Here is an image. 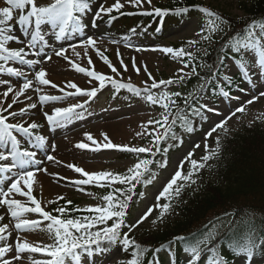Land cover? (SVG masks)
<instances>
[{
    "label": "rangeland",
    "instance_id": "374dc122",
    "mask_svg": "<svg viewBox=\"0 0 264 264\" xmlns=\"http://www.w3.org/2000/svg\"><path fill=\"white\" fill-rule=\"evenodd\" d=\"M115 0H91V10L87 13L85 24L87 25L83 33L77 35H68L66 38L62 39L59 42L54 41V37L49 33L45 32V36L49 42H52V47L45 49L43 44L38 43L40 48V57L38 56H29V59L33 60H43L45 51L47 54L51 55V60L43 63L36 64L33 68H28L26 65H11L14 67H20L26 73V78L33 81V87L26 90L24 95L17 98L14 105V109H8L7 112H4V115H8L9 112L16 111L19 112L20 109L26 108L27 105L35 103L37 105L34 109H28V111L23 115H17L14 119L10 118V122H24L25 126L35 122L39 127L34 130L36 135H42L46 139V143L43 145V150L31 149L27 142L28 138L18 137L22 140V146H26L29 150H36L38 152L37 159L43 161V163L37 165V168L47 169L50 166L51 161L46 159L47 155L53 157H58L62 161L60 169H55L50 167L48 169H54L57 173L56 179L60 182H68L66 185L69 187V192L62 193L56 198L51 200H46L41 193V189L38 184L34 181L33 184V195L41 202V206L45 211L52 213L53 215H58V213L53 210L57 207H62V204L71 201L76 203L79 208H84L87 206H103L104 201L102 199L104 190L109 188L118 187L119 184L108 186H96V185H76L74 183L77 179H82L79 174L68 167V165H74L76 167H81L85 163L92 165H103L104 168L102 171H111L113 173L126 174L127 169L133 166L135 163L140 160H150L155 158L156 149L165 136V129L159 124H151L148 131H143L142 138L134 140L130 147H146L151 148L150 153H130L133 157L127 158L123 151H115L112 154L105 152L93 153L94 156L88 157L84 155L82 157L76 155L72 159L64 158L58 154H54L57 150H68L69 145L74 139V134H79L85 132L87 126L90 123L97 121H109L116 120L127 116L133 115H146L152 117V121L160 120L162 121L163 109L160 106H156L147 102L146 98H133L128 101L117 100L110 102L108 96L112 93L114 86L111 83L106 82L104 88H100L99 82L96 83V86H91L87 81L89 78L84 73L77 72L74 68L68 64V61L65 57L68 50L73 47L80 46L86 43L88 37H93L97 41H102L108 44L109 48H99L98 50L103 56H106L111 63L120 70L119 75H116L111 72L108 76L114 77L118 83H131L139 89H143L145 85L144 81L148 82L150 86L152 81L149 79L148 73H151V76L155 78L156 81L160 80H169L172 79L175 81L172 85H162L160 88L151 89L153 95H160L164 91L168 92H180L183 95L181 97H188L190 94L193 95L200 87V78L192 82L191 78L193 73L189 68V65L185 67V64L188 62L186 58L175 57L172 54H165L160 51L161 48L171 47L174 49H184L185 52L191 53L192 55H205L208 50L214 46L215 40L221 38L219 31L215 35H211L210 39H204V36H210L208 30V23L210 17L208 16H199L198 18L186 21L179 25L178 27H170L167 33L161 40H156L149 34L144 35H135L131 38H123L110 35L104 27L100 25V21L108 15L111 14H133V13H148L153 11V7L163 8L167 6L172 0H152V5L145 4L143 7H133L131 5H125L120 11H113L110 14H100V18L95 20V27H93L94 14L97 9L104 3V7L111 6ZM194 2L200 3L203 6L212 9L216 13L224 14L230 19L241 20L246 15V5H249L250 0H193ZM39 5H47L51 0H36ZM6 6L3 3V0H0V7ZM17 17L19 13L15 14ZM18 27V26H17ZM201 29L203 33L201 34ZM17 34L19 32L17 31ZM112 41H116L113 43ZM194 41L195 43H190ZM130 45V46H127ZM12 47H21L22 45L12 44ZM60 48L66 49L64 56H56L55 52ZM128 48L132 51L124 50ZM117 50L119 51L120 58L123 59L124 63L127 64L128 70L124 71L120 64V59L117 56ZM138 50V51H137ZM141 50V53H138ZM27 51V49H26ZM71 51V50H70ZM137 51V52H136ZM96 53V51H95ZM38 57V58H37ZM71 56H69L70 58ZM98 57L102 60L101 56ZM133 59L137 67L140 68L139 74L133 70ZM103 61V60H102ZM147 67V72L144 71V67ZM43 69L46 71V79L51 81L52 84L57 85V88H52L50 85H39L35 81V72ZM114 74V75H111ZM139 75V76H137ZM183 76L184 79L181 80L180 77ZM225 79H219L221 84L226 83V80L237 78L238 81L234 88H232L227 93L229 95L225 96L222 94L221 97L213 101L209 97L202 98L200 114L198 118H195L192 121L187 123V129L175 136V143L172 144V141L168 142L167 148L169 149L168 153L158 157L156 161L155 170L152 171L151 177L148 178L146 182V188L144 189V194L141 198V202L138 207L132 213L130 223L135 225L136 222L143 216L150 207H153L154 210L146 219L143 220L138 226L132 227L129 231V234L138 235L137 238L140 239L143 243L147 240V237L150 235H156L159 232L163 231L168 224H171L176 219L179 218V214L176 212L175 207L172 203H177L179 199V194L172 192L168 199L161 198L157 201V197L161 193L165 184L173 177L178 167L181 164V161L189 156V153H193L191 160L197 161L200 165H209L210 159L214 156L215 153L219 151V144L225 137H233L234 135L242 132L246 129H260L264 130V100L261 101L255 107H247L249 101L252 97L261 96V93H264V76L256 78L252 77V81L249 83L244 80L240 75L237 74L236 67L233 65V61L229 60L227 63V68L223 73ZM69 79V80H68ZM74 79L81 80L78 82L77 86H80L81 89L85 91H90L93 88L96 89V96L89 98L87 96H78L76 98H71L73 100L83 99L84 102L87 101L88 104L80 111L81 117L72 121L68 126L62 128H52L50 126H45V115L44 113L51 114L54 108L61 107L69 104V99H64V85L70 80ZM0 80H10L13 87V92L9 93L7 98L3 97V92L7 90V84H0V108H7L8 104L12 103L15 92L18 91L15 87L21 86L22 81H17L16 78L9 77L8 75H0ZM82 81H85L82 82ZM82 84V85H81ZM139 84V85H138ZM82 86V87H81ZM39 88L40 91L37 92L36 89ZM63 89V91H61ZM75 92V90H72ZM40 95H52L60 97L58 102H46L43 105L39 101ZM31 97V99H28ZM207 106L205 108L204 106ZM16 107V109H15ZM244 108L243 112L237 111L238 108ZM207 109H215V111H208ZM79 111V110H78ZM235 116V117H234ZM173 114L168 118V125L173 122ZM221 121H225L222 128H216V125L220 124ZM197 123L201 124V127L195 129ZM213 128H216L215 131H211ZM211 132L210 135H207ZM151 133V134H150ZM85 134V133H83ZM159 136L161 139L159 142H155V138ZM174 141V140H173ZM63 142L65 147H58V144ZM178 142V143H177ZM167 143V142H166ZM165 143V144H166ZM68 144V145H67ZM53 145L54 150H53ZM199 145V147H196ZM207 145V149L205 147ZM76 149V148H74ZM79 150L77 149L76 152ZM208 156V160H204L203 157ZM87 157L90 158V161H87ZM157 159V158H156ZM166 159V162L163 161ZM3 163H8L7 161ZM166 166H165V164ZM164 164V165H163ZM66 169L73 175L74 181H71L70 178L66 176L63 172V169ZM157 168V169H156ZM202 167L193 168L190 162H185L183 164L182 174L185 177H188L191 172L192 175L188 179H182L177 182V186L180 189H198L200 185V174ZM159 170V171H158ZM48 172V171H47ZM87 172L94 173L90 170ZM97 172H100L98 170ZM148 172V170H147ZM36 174H43L45 176V171H36ZM47 175V174H46ZM154 179V180H153ZM153 180L152 183L148 184L149 181ZM193 181H195L193 183ZM6 182L4 187H7ZM70 184V185H68ZM23 187V186H22ZM25 191L27 189H24ZM63 197L64 199H59ZM17 200H20L22 203H25L28 206L30 202L27 201L26 197H20L13 194V197ZM49 201H54V203H49ZM159 203L160 205L169 204V208L166 212L163 213L161 217V212L163 211L160 207H155ZM0 214L4 215V219L0 221V225L7 224L8 232L11 233L7 243L13 245V250L9 252L4 259L9 260V264H32L33 260H44L49 259V257L43 256L41 253H23L21 254V259L15 260L12 257L15 256L14 241L18 235L17 230L15 229V220L10 217V214L7 213L6 206L0 205ZM27 219L41 221L39 229L33 231L20 232L19 235L21 239H27L31 244H51L53 241L49 238L48 233L43 230L46 228L47 222H43L42 218L38 214L27 213L25 217ZM229 225V218L225 217L222 220L218 221L212 226V229L209 234H207L203 240L206 238L222 235L225 230H227ZM214 239H211L213 241ZM208 244L201 246V251L206 249ZM211 254L208 251L203 256V262L201 264H210ZM37 255V256H36ZM190 256L188 254L183 255V263L188 264ZM122 260V253L119 249L105 253L104 255H94L91 258L86 257L84 259V264H119ZM0 264H3V261L0 260ZM166 264H175L171 259H169ZM231 264H248L245 261L244 257L240 256L236 260L232 261ZM250 264H264V256L260 258H254Z\"/></svg>",
    "mask_w": 264,
    "mask_h": 264
},
{
    "label": "snow or ice",
    "instance_id": "6c2138e0",
    "mask_svg": "<svg viewBox=\"0 0 264 264\" xmlns=\"http://www.w3.org/2000/svg\"><path fill=\"white\" fill-rule=\"evenodd\" d=\"M106 2V0H104ZM6 5L0 7V75H8L9 77L16 78L17 81H22L19 91L15 92L12 103L8 104L7 108H0V205L6 206L7 213L15 220V229L17 230V237L14 241L15 256L12 259H21L23 253H41L43 256L49 257L44 260H33L32 264H84L86 257L91 258L95 254L104 252L106 249L103 245H112L122 241V250L133 248L131 253L132 259L130 264H138L139 257L145 254V250L139 245H133V242L129 240L127 234H121V228L125 225L124 217L126 216L127 203L131 199V192L134 187V182H140L144 173L148 170L149 161L147 159L140 160L133 166L127 169L126 174L113 173L111 171H100L95 173H89L80 167L74 165H68L76 173H78L82 179L74 181L76 185H96V186H108L112 185H125L126 188H113L107 195L102 197L105 202L103 206H87L84 208L75 207L72 209L65 207H57L53 211L58 215L45 211L41 206V202L33 195V177L36 171H47V169L37 168V165L43 163V161L37 159V149L43 150V145L46 143L45 137L42 135H36V130L39 125L32 122L25 126L24 122H10V118L14 119L17 115L23 116L28 109H34L37 107L35 103L27 105L26 108H22L19 112L12 111L8 115H4L8 109L12 108L16 103L18 97L24 95L26 90L33 87V81L26 78V73L21 70L20 67H14L11 65H26L28 68H33L36 64L47 62L51 60V55L45 51L43 60L29 59V56H39L40 48L38 43L43 44L44 48L52 47V42H49L45 36V32H49L55 42H59L66 38L68 35H77L84 32L87 25L84 24V17L91 10V0H51L47 5H39L36 0H3ZM131 5L133 7L141 8L145 4L152 5V0H115V3L109 7H104L102 2L96 13L94 14L93 27H95V20L100 18V14H110L113 11H120L125 5ZM172 10L161 9L153 7L152 13L160 18L161 24L164 18L171 13ZM205 15L210 17L208 23V30L210 36H204V39H210L211 35H215L217 31H223L220 27L223 18L217 16L210 10H202ZM19 13L18 17L15 15ZM18 26V27H17ZM17 31L19 34H17ZM201 29V34L203 33ZM116 43V41H112ZM96 40L93 37H88L86 44L89 46H95ZM190 43H195L194 41ZM12 44L22 45L21 47H12ZM130 46V45H127ZM224 53L220 57V63L223 64L225 59L233 61V65L236 67L237 74L240 75L247 82L252 81V77L259 78L264 76V22L257 23L255 20L251 21L240 32L233 33L232 36L224 42ZM27 49V51H26ZM66 49L60 48L55 52L56 56H64ZM160 51L165 54H172L175 57H191V53L185 52L184 49H174L171 47L161 48ZM97 55H100L103 63L108 66L112 73L119 75L120 70L115 67L111 61L103 56L99 50ZM118 59H120L121 67L124 71L128 70L127 64L120 58L119 51L117 50ZM67 59V57H65ZM89 65H92L91 58L89 57ZM75 70L80 73H84L88 77L99 82L100 88L105 87V83H111L116 88H125L141 95V91L131 83H118L114 77L106 76L103 73H98L94 66L90 69H86L79 65H73ZM188 64H185L187 67ZM133 70L137 74L140 72V68L137 67L135 59H133ZM144 71L147 72V67H144ZM195 68H193V73ZM215 74V73H214ZM46 71L40 69L35 72V81L39 85H50L52 88L58 86L52 84L51 81L46 79ZM149 79L152 81L151 85H148L147 81H144L143 92L147 93V102L153 105L160 106L164 111L162 113V121L149 120L148 124H159L164 127L165 134L169 131L168 118L172 115V106L176 105V100L173 97H181L183 94L180 92H168L164 91L160 95H153L151 89L160 88L162 85H172L175 83L172 79L167 81H156L151 73H148ZM184 79L183 76L180 77ZM0 84H7L8 88L3 92V97L7 98L9 93L13 92V87L10 80H0ZM67 88L75 89V93L67 92L65 95H81L89 98L95 97L97 92L93 88L90 91H85L77 86L75 83H68ZM40 91L39 88L36 89ZM63 91V89H61ZM225 96L229 93L225 92ZM264 95V93H261ZM31 99V97H28ZM60 97L52 95H40L39 101L43 105L46 102H58ZM84 103L71 104L68 107H56L51 114L44 113L47 123L52 128H62L68 126L72 121L81 117L80 109L85 107ZM187 103V99H185ZM251 103V101H249ZM207 108V106H204ZM208 111H215V109H207ZM237 111L243 112L244 108H238ZM175 123V118L173 119ZM225 121H221L216 125V128H222ZM213 128L211 131H215ZM151 134V133H150ZM209 132L207 135H210ZM139 135V134H138ZM88 143L80 142L75 145L78 149H87L91 151H100L101 148L105 149H120L131 153H150L151 148L146 147H130L125 145H116L111 142L109 137L104 134L105 143L101 144L96 141L89 133L85 134ZM18 137L28 138L27 142L29 148L22 146V140ZM161 137L157 136L155 142H159ZM94 146V147H93ZM53 145V150H54ZM199 147V145H196ZM207 149V145H205ZM193 153H189V156L185 161H181L180 166L173 175V177L165 184L161 193L157 197V201L161 198L168 199L172 192L179 194V187L177 182L182 179H188L192 175L190 172L188 177L183 176V164L190 162L193 168L203 167L197 161L191 160ZM46 159L51 161L53 156L47 155ZM204 160H208L209 157H203ZM7 161L8 163H3ZM166 166V164H165ZM6 182L7 187H4ZM195 181H193L194 183ZM23 186V187H22ZM24 189H27L26 191ZM119 193V196L116 195ZM13 194L26 197L31 206L22 203L13 197ZM59 199L63 200V197ZM54 203V201H49ZM71 205V201L66 202ZM155 207L163 209V213L169 208V204L160 205L157 203ZM154 210L150 207L148 211L140 217L135 225H128L129 228L138 226L147 218L148 215ZM71 212L88 213V215L72 216ZM33 213L38 214L42 218L43 222H47L45 230L49 238L53 241L51 244H31L26 239H21L19 233L26 231H33L39 229L41 221L24 218L25 214ZM4 219V215L0 214V221ZM112 221L109 225L108 222ZM98 225H104L100 228ZM95 229V231L93 230ZM11 233L8 232V225H0V260L3 264H9L8 259H4L5 256L13 250V245L7 243ZM213 237L206 238L203 241H197L191 243L185 249L186 254L190 256L188 264H199L201 256V244H211ZM229 246L232 252L236 256L244 257L245 261L250 264L254 259L257 251H264V237L257 238L254 231H249L244 234L243 239L233 240L229 242ZM209 253H216L215 246L207 248ZM210 264H227V259L222 254H215L210 260Z\"/></svg>",
    "mask_w": 264,
    "mask_h": 264
},
{
    "label": "trees",
    "instance_id": "16d2710c",
    "mask_svg": "<svg viewBox=\"0 0 264 264\" xmlns=\"http://www.w3.org/2000/svg\"><path fill=\"white\" fill-rule=\"evenodd\" d=\"M162 9L172 10L163 20L165 28L204 16L205 13L202 10H210L223 18L224 22L220 24L223 31H219L221 38L215 40L214 46L208 50L206 55L191 54L190 58L185 57L190 69L193 71L195 68L194 77L188 82L200 78L201 85L193 95L173 97L176 100V105L172 106L175 123L160 142L154 162L149 160L148 172L144 173L140 182H134L124 217L125 225L120 230L122 235L127 234L129 230L128 217L141 199L149 172L158 157L167 154L168 143L166 142L174 143L170 137L183 126L189 105L195 103L196 96L207 90L213 92L214 95L219 93V87L213 78L222 73L228 60L225 59L223 64L220 63V57L224 53L222 45L233 33L240 32L251 21L264 22V0H250L249 5H246L245 17L236 21L193 0H172ZM121 19H126L124 22L130 28L124 27L120 32L116 31L117 33L126 34L142 28L150 31L154 36H161V33L156 31L161 21L154 14L124 15ZM121 19L116 18L115 21L119 23ZM118 92L123 91L118 89ZM202 168L201 186L193 190L180 189L178 202L172 203L179 214L178 219L168 224L158 234L147 237L145 243L137 238L138 235L127 234L133 245H139L145 250V254L139 257L138 264H164L163 255L167 253L173 254L179 262L181 252L189 244L202 241L203 237L210 233L212 226L225 217L229 218L228 228L222 235L216 236L211 246H215V254H222L226 257L227 264L238 257L233 254L229 246L230 241L243 239L244 234L249 231H254L257 238L264 237V130L246 129L233 137H225L219 144V151L210 159V164ZM117 188H126V186L119 185ZM112 189H106L104 195ZM116 195L119 196V193ZM65 206L69 209L77 207L76 203H71V205L63 203L62 207ZM70 214L74 217L88 215V213L80 212ZM111 223L112 221L108 222L109 225ZM98 227L102 228L104 225H98ZM103 247L106 251L113 248L122 249V241L112 245H103ZM132 251L133 248L123 250L124 258L121 264H130ZM261 255H264V251H257L255 257Z\"/></svg>",
    "mask_w": 264,
    "mask_h": 264
},
{
    "label": "bare ground",
    "instance_id": "6f19581e",
    "mask_svg": "<svg viewBox=\"0 0 264 264\" xmlns=\"http://www.w3.org/2000/svg\"><path fill=\"white\" fill-rule=\"evenodd\" d=\"M114 3V1L112 2ZM108 7V6H106ZM108 44H106L105 42L102 41H97L95 43V46H89L86 43L82 44L80 46H76L71 48L70 50H68V53H66L67 56V61L68 64L71 66V68H74V64L75 65H79L81 67H84L86 69H90L91 67L94 66L95 70L98 73H103L106 76H108L110 74V69L108 68V66L106 64L103 63V61L98 57L97 55V50L99 48H109V46H107ZM124 50H128V51H132L128 48H124ZM96 51V53H95ZM138 51V50H137ZM136 51V52H137ZM141 53V50L138 52ZM69 56H71L69 58ZM89 57L91 58L92 61V65H89ZM114 75V74H111ZM139 76V75H137ZM69 80V79H68ZM81 80H77L74 79L73 81H69L68 83H75L76 85H78V82ZM85 81H87L91 86L95 87L96 83L98 81L93 80L92 78H87ZM85 81H82L85 83ZM66 83L64 85V98L68 97L67 95H65V93L67 92H73L72 90L75 89H71V88H67L66 85L68 84ZM82 85V84H81ZM139 85V84H138ZM80 87V86H79ZM82 87V86H81ZM18 91H19V87H15ZM76 96V95H73ZM264 100V95L261 96H257V97H252L251 98V103H248L247 107H255L257 106L261 101ZM83 100H71L68 104H76V103H83ZM67 106V105H65ZM67 106V107H68ZM10 109H14V105L12 106V108ZM16 109V107H15ZM235 117V116H234ZM152 117L150 116H146V115H131V116H125L123 118L120 119H116V120H109V121H97V122H93L90 123L87 126V129L85 132H81L79 134H74V139L72 141V143L69 145V149L68 150H57L56 152H54V154H58L64 158H68V159H72L74 156L78 155L80 157L87 155L88 157L90 156H94L95 154L93 153H98V152H105L106 154H112L114 151L115 153L118 151H123L120 149H105V148H101L100 151H91V150H87V149H78L75 147V145L77 143L80 142H84V143H88L91 145L90 141H87L85 134L89 133L93 136V138L100 142L101 144L105 143L104 141V134H106L109 139L111 140L112 143L116 144V145H125V146H131V144L133 143L134 140H137L138 138H142V133L143 131H148L150 129V124H148V121L151 120ZM85 133V134H83ZM139 134V135H138ZM68 145V144H67ZM65 147V143L63 145V142H60L58 144V147ZM94 147V146H93ZM76 148V149H74ZM77 149L79 150L78 152ZM124 154H127L128 151H123ZM87 157V161H90ZM62 165V161L59 160L58 157H54L53 160H51L50 163V167H53L55 169H60V166ZM45 172V176H41L43 174H36L33 177V180L38 184L39 188L41 189V193L43 194L42 196L46 199V200H51L53 198H56L58 195L65 193V192H69V187L66 185L68 182L64 181L60 182L56 179L57 173L54 171V169H48ZM80 168L84 169L85 171H92V172H97L98 170L102 171L104 166L103 165H92L89 163H85L84 165H82ZM63 169V167H62ZM63 172L66 174V176L68 178L71 179V181H74V177L76 175L71 174L70 172H68L66 169H63ZM47 174V175H46ZM78 175V173H75ZM76 178V177H75ZM70 185V184H68ZM27 240V239H26Z\"/></svg>",
    "mask_w": 264,
    "mask_h": 264
}]
</instances>
